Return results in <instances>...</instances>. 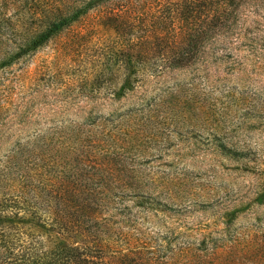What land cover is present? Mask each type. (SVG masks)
I'll list each match as a JSON object with an SVG mask.
<instances>
[{
    "label": "rangeland",
    "instance_id": "1",
    "mask_svg": "<svg viewBox=\"0 0 264 264\" xmlns=\"http://www.w3.org/2000/svg\"><path fill=\"white\" fill-rule=\"evenodd\" d=\"M238 11L195 62L119 98L113 66L100 71L98 56L112 33L90 30L92 16L0 73L2 148L89 111L133 124L137 154L127 152L131 177L120 183L135 189L116 194L126 207L112 235L134 254L129 264H264V0Z\"/></svg>",
    "mask_w": 264,
    "mask_h": 264
},
{
    "label": "trees",
    "instance_id": "2",
    "mask_svg": "<svg viewBox=\"0 0 264 264\" xmlns=\"http://www.w3.org/2000/svg\"><path fill=\"white\" fill-rule=\"evenodd\" d=\"M241 2L0 0V73L92 16L90 30L112 33L111 48L104 45L98 56L100 71L107 61L112 64L118 78L113 94L119 98L148 76L195 62L210 36L235 26ZM123 29L130 34L125 39ZM115 120L89 111L81 121L51 122L43 133L15 137L3 148L7 139H0V264H129L134 259L112 240L114 217L126 207L115 201L116 194L135 189L120 183L131 177L127 152L137 154L133 142L129 146L133 124ZM143 189L133 195L148 193Z\"/></svg>",
    "mask_w": 264,
    "mask_h": 264
}]
</instances>
